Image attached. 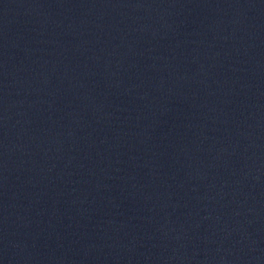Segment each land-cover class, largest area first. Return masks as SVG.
Returning a JSON list of instances; mask_svg holds the SVG:
<instances>
[{
    "label": "water",
    "instance_id": "water-1",
    "mask_svg": "<svg viewBox=\"0 0 264 264\" xmlns=\"http://www.w3.org/2000/svg\"><path fill=\"white\" fill-rule=\"evenodd\" d=\"M0 116L264 238V0H0Z\"/></svg>",
    "mask_w": 264,
    "mask_h": 264
}]
</instances>
